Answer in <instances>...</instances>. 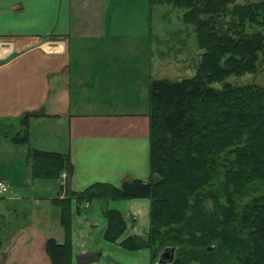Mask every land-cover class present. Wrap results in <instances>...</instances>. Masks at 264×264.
Instances as JSON below:
<instances>
[{"label": "crops", "instance_id": "1", "mask_svg": "<svg viewBox=\"0 0 264 264\" xmlns=\"http://www.w3.org/2000/svg\"><path fill=\"white\" fill-rule=\"evenodd\" d=\"M119 28L109 0H0V181L9 187L0 196V264H51L45 242L63 235L52 200L64 197L65 173L33 178L27 148L67 154L70 191L147 179L148 86L158 79L160 41ZM104 204L120 212L124 232L104 240L103 201L72 199L70 264H151L147 249L118 244L147 234L148 200Z\"/></svg>", "mask_w": 264, "mask_h": 264}, {"label": "trees", "instance_id": "2", "mask_svg": "<svg viewBox=\"0 0 264 264\" xmlns=\"http://www.w3.org/2000/svg\"><path fill=\"white\" fill-rule=\"evenodd\" d=\"M148 2L183 10L181 20L192 24L202 50L199 60L189 77L149 82L147 179L119 186L94 182L70 191L68 155L27 148L33 178L65 173L64 197L52 200L62 239L47 238L45 252L51 264H70L71 198L75 204L103 201V238L110 242L117 241L124 223L120 212L104 203L145 198L148 233L122 238V248L148 249L151 264L165 246L175 248L170 264H264V87L212 86L228 74L254 69L264 35L248 34L244 27L264 24V0L241 5L233 0ZM259 185L258 196L248 194ZM245 195L252 197L239 206L237 199Z\"/></svg>", "mask_w": 264, "mask_h": 264}, {"label": "rangeland", "instance_id": "3", "mask_svg": "<svg viewBox=\"0 0 264 264\" xmlns=\"http://www.w3.org/2000/svg\"><path fill=\"white\" fill-rule=\"evenodd\" d=\"M259 1L260 0H233V4H252ZM231 6L232 4H228V7ZM182 12L183 10L172 7L171 5H150L148 0H109V21L111 20L119 23L120 28L118 32L119 34L122 33L121 36L139 41L146 38L160 41L155 46L153 45L156 51H154L153 54L154 61L152 63V70L154 71V75L158 78H166L169 80H178L183 77L191 76L202 51L197 47L192 24L182 22ZM224 18V21H226L227 17ZM244 30L248 34L260 32L264 35V24L261 26L253 23L245 24ZM142 47V45L129 46V48H132L131 51H134V49L138 50L137 48H139L138 51H140ZM255 62L252 71L238 75L233 73L228 74L221 82L213 83L212 86L220 88L223 83H227L232 86L254 84L264 87V44L260 52L257 53ZM260 188L261 186L259 185L257 189L249 191L248 194L258 196ZM251 197L252 196L248 197V195L244 197L241 196V199L239 197L237 199L239 200V206L250 201ZM70 200H72V198ZM208 205L209 204H207V206ZM123 223L124 228L118 239L126 228L124 220ZM144 236L145 235L142 237ZM190 264L197 263L190 262ZM235 264L238 263L235 262Z\"/></svg>", "mask_w": 264, "mask_h": 264}, {"label": "water", "instance_id": "4", "mask_svg": "<svg viewBox=\"0 0 264 264\" xmlns=\"http://www.w3.org/2000/svg\"><path fill=\"white\" fill-rule=\"evenodd\" d=\"M175 248L172 246H165L161 248L155 259L156 264H170L174 257Z\"/></svg>", "mask_w": 264, "mask_h": 264}, {"label": "built area", "instance_id": "5", "mask_svg": "<svg viewBox=\"0 0 264 264\" xmlns=\"http://www.w3.org/2000/svg\"><path fill=\"white\" fill-rule=\"evenodd\" d=\"M8 190H9L8 185L5 182L0 181V196L6 194Z\"/></svg>", "mask_w": 264, "mask_h": 264}]
</instances>
